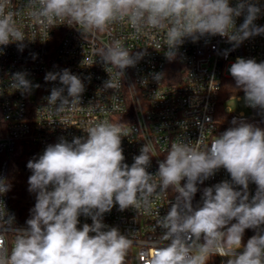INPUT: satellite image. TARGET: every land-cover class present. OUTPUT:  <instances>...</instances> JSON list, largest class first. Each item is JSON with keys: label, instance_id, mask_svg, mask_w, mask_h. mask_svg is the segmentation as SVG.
Segmentation results:
<instances>
[{"label": "clouds", "instance_id": "1", "mask_svg": "<svg viewBox=\"0 0 264 264\" xmlns=\"http://www.w3.org/2000/svg\"><path fill=\"white\" fill-rule=\"evenodd\" d=\"M260 13L250 0H237L235 7L230 0H26L22 6L0 0V46L17 43L22 50L25 39L36 38L38 31L47 38L59 25L76 27L92 41L98 33H107L109 42L93 45V55L110 65L104 89L118 92L124 70L134 67L146 52L133 55L126 43L113 36L114 26L130 29L125 40L162 36V42L154 41L155 48L166 45L165 55L172 60L187 37L196 41L220 35L236 47L264 34V27L254 23ZM241 15L244 20L237 28L235 18ZM147 46L153 47L151 42ZM229 71L246 105L264 113V62L237 58ZM57 78L67 88V96L65 87L53 88L47 98L49 114L60 116L78 108L109 112L100 105L79 106L85 85L68 69L45 76L46 81ZM162 78L160 73L153 76L157 81ZM11 87L30 93L39 85L33 86L25 73H15ZM231 123L233 127L214 135L207 147H203L205 131L195 143L172 142L155 175L147 171L154 156L151 140L131 166L123 162L121 139L129 132L120 121L99 119L83 128L86 139L74 137L70 143L61 139L48 145L37 160L27 163L32 171L29 191L37 194L28 227L10 231L14 217L5 220L0 208V229H4L0 231V264H128L131 249L138 243L142 249L138 264H210L217 256L226 258L222 264H264V129L235 118ZM221 167L230 173L231 183L205 187L194 207L198 183ZM250 182L257 186L251 198ZM8 190L10 184L0 179V195ZM170 192L175 202L161 216L153 205ZM114 204L120 211L135 209L138 217L155 216L151 231L159 227L162 233L139 242V233L129 237L116 227L107 228L103 214ZM81 214L92 220L82 229L77 227ZM246 229L255 234L244 244ZM9 234L11 245L6 239Z\"/></svg>", "mask_w": 264, "mask_h": 264}, {"label": "built area", "instance_id": "2", "mask_svg": "<svg viewBox=\"0 0 264 264\" xmlns=\"http://www.w3.org/2000/svg\"><path fill=\"white\" fill-rule=\"evenodd\" d=\"M25 2L26 0H13L14 4L21 6ZM250 2L256 3L261 9L254 23L264 27V0ZM236 3L237 0H230V6L235 7ZM243 20L244 15L235 18L237 28ZM24 22L27 23L26 18ZM129 31L127 26L116 25L112 28L113 36H118L126 43L133 55L141 51L146 54L134 67L124 70L122 88L118 92L104 89V83L110 78L106 67L110 65H105L98 56L93 55V45L102 47V42H109L107 33H98V39L92 41L76 27L59 25L49 31L47 38L38 31L36 38L25 39L22 50L17 43L0 46V179L7 180L12 154L19 141L33 142L37 146L38 159L48 145H54L61 139L69 143L74 137L86 139L87 133L83 128L99 119H111L125 124L129 135L122 136L121 147L125 157L123 162L129 166L134 163V157L140 154L142 146L149 140L152 141L154 156L147 171L153 175L158 172L159 161L166 154V149L177 139L195 143L201 132L205 131L203 147H207L214 135L219 136L233 127L231 122L234 118L264 129V113L259 108L248 106L249 113H245L235 112L225 103L219 107L223 82L232 77L229 71L231 64L237 58L264 62V34L252 36L236 47L227 37L220 35H205L196 41L187 37L178 46L175 58L169 60L165 55L166 45L158 50L155 48L154 41L160 39L162 42V36L125 40ZM150 42L153 47L147 46ZM64 69L77 75L85 85L79 105L81 108L100 105L109 112H100L98 108L97 111H82L78 108L75 112L60 116L49 114L47 98L51 90L65 86L59 82V78L56 81H46L45 76L50 72L62 73ZM15 73H25L32 85L39 87H33L30 93L13 89L11 83ZM158 73L163 74L160 81L153 79L154 74ZM63 95L67 96L66 87ZM235 97L240 100L244 93L229 99ZM61 121H66L68 125ZM223 181L231 183V176L221 167L203 184L198 183L193 206L201 202L205 187ZM185 182L186 178L182 184ZM236 187L240 190L239 186ZM256 189L257 186L250 182V198L255 195ZM174 202V194L170 192L158 199L153 208H159V214L163 216ZM0 203V208L3 207L6 213L4 219L14 217L10 231L28 227L18 223L9 190L0 195ZM78 219L77 227L80 229L85 223L92 224L91 218L83 214ZM155 219V216L148 215L138 217L137 211L131 207L120 211L119 206L114 204L110 212L103 214L102 222L107 228H118L125 236L139 233L138 241L144 242L162 233L159 227L155 232L151 231ZM254 234L253 229H246L242 243L246 244ZM6 239L11 245V234ZM141 250L139 243L131 249L128 264H138L136 257ZM222 261H226V258L217 256L211 259L210 264H222Z\"/></svg>", "mask_w": 264, "mask_h": 264}, {"label": "trees", "instance_id": "3", "mask_svg": "<svg viewBox=\"0 0 264 264\" xmlns=\"http://www.w3.org/2000/svg\"><path fill=\"white\" fill-rule=\"evenodd\" d=\"M238 89L233 77L226 78L223 82V88L219 100V107H222L231 96L242 93ZM29 160H37V146L28 140L19 141L12 154L10 168L7 176V182L10 184L11 205L14 208L17 221L25 225L31 218V209L36 203V193L29 191V177L32 171L27 168Z\"/></svg>", "mask_w": 264, "mask_h": 264}, {"label": "rangeland", "instance_id": "4", "mask_svg": "<svg viewBox=\"0 0 264 264\" xmlns=\"http://www.w3.org/2000/svg\"><path fill=\"white\" fill-rule=\"evenodd\" d=\"M225 105H228L235 112L249 113V108L244 101V97L240 100L237 99L236 97L227 99L225 101Z\"/></svg>", "mask_w": 264, "mask_h": 264}]
</instances>
